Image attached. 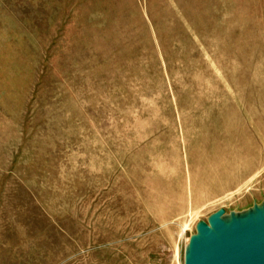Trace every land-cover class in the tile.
Instances as JSON below:
<instances>
[{
	"label": "rangeland",
	"instance_id": "374dc122",
	"mask_svg": "<svg viewBox=\"0 0 264 264\" xmlns=\"http://www.w3.org/2000/svg\"><path fill=\"white\" fill-rule=\"evenodd\" d=\"M261 232L264 0H0V264Z\"/></svg>",
	"mask_w": 264,
	"mask_h": 264
},
{
	"label": "water",
	"instance_id": "95a60500",
	"mask_svg": "<svg viewBox=\"0 0 264 264\" xmlns=\"http://www.w3.org/2000/svg\"><path fill=\"white\" fill-rule=\"evenodd\" d=\"M219 225L223 226L222 230H218ZM215 230L217 233H222L225 230V227L223 224H218ZM213 239V236H207L206 242H203L200 245L195 244L193 246V264L197 263V260L202 258L203 255L206 256L210 254L214 257L211 259H204V264H264V232L249 236L243 241L238 240L235 245L222 247L220 251L210 252L208 245L213 242ZM222 249H225V251H232L233 249L237 250L234 255L225 252L221 256H215L220 253Z\"/></svg>",
	"mask_w": 264,
	"mask_h": 264
},
{
	"label": "bare ground",
	"instance_id": "6f19581e",
	"mask_svg": "<svg viewBox=\"0 0 264 264\" xmlns=\"http://www.w3.org/2000/svg\"><path fill=\"white\" fill-rule=\"evenodd\" d=\"M219 226L221 227V229L219 228ZM218 226V230H222L223 229V226L222 225H219ZM236 250L237 249H233L232 251H225V249H222V251L220 252V253H218L217 255H215V256H221L222 254H224L225 252H229V253H231L232 255H234L235 253H236ZM196 251H197V249H196ZM214 256L213 255H203V257L202 258H199L198 260H197V263H195V264H204V259H211V258H213Z\"/></svg>",
	"mask_w": 264,
	"mask_h": 264
}]
</instances>
